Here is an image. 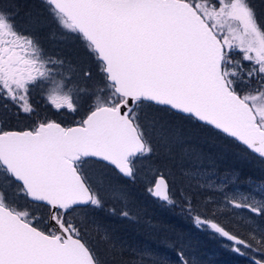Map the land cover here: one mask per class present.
<instances>
[{"label": "snow or ice", "instance_id": "6c2138e0", "mask_svg": "<svg viewBox=\"0 0 264 264\" xmlns=\"http://www.w3.org/2000/svg\"><path fill=\"white\" fill-rule=\"evenodd\" d=\"M39 6L21 15L18 0H0V264H125L106 219L134 217L110 206L127 201L111 174L135 180L153 158L164 170H151L148 195L264 264V230L246 239L202 210L212 185L194 147L215 137L264 164V0ZM44 39L83 58L72 65ZM35 92L70 119L42 114ZM252 191L262 198L226 205L264 216V182ZM175 264H191L183 248Z\"/></svg>", "mask_w": 264, "mask_h": 264}, {"label": "trees", "instance_id": "16d2710c", "mask_svg": "<svg viewBox=\"0 0 264 264\" xmlns=\"http://www.w3.org/2000/svg\"><path fill=\"white\" fill-rule=\"evenodd\" d=\"M217 140L219 139L215 137H209L207 142L214 145L217 144V149L219 151L216 157L217 162L220 163L222 167L225 166L224 168L231 174L235 175L237 180H240L241 183H244L246 180L251 178L254 180H264L263 171L260 169V167H264V164H261L257 158H254L250 155L245 157L244 154L241 153V156L245 157L246 159L244 161V159L240 156L239 149L233 147L230 144H228V147L225 149L224 146H221L217 142ZM222 142L225 145L227 144L224 141ZM202 167L204 170H206L210 168L211 165H209L207 162H204ZM219 173L222 175V170H219ZM217 194H219V192ZM146 198L151 200L150 196ZM206 198L207 197H205L203 201ZM208 199L212 200L214 197L210 196ZM151 201L155 204L157 203L159 206L163 205L154 200ZM127 208L131 209V212L129 213L132 217H134V219L129 220L120 218L119 216L112 218H119L122 220L119 223L118 228V231L120 232L115 230V233L125 244L124 249L128 247V250L124 251L125 257L123 255L124 261H127L126 263H128V261L132 258L134 261L136 259L139 260V257H136V251H139L142 249V247H145L148 250L147 253H149L150 257L159 253L161 255L167 256L169 258L168 260H171L172 263L176 262V253L181 248H183L185 254L188 253L189 257L191 258V264H194L195 262H198L199 264H219L220 261L222 264H225L228 262L227 256L230 255V252L226 249L222 250L224 246L221 244L217 245L218 238L208 236V231L200 232L198 230L196 233H193V230L189 224H187L185 221H179L178 219H171L169 214L164 213L162 209L159 212H157V209H151L156 213V215H154L152 212H141L131 204L130 199L127 203ZM206 213L209 216H212L211 211H207ZM160 214L162 216H160ZM212 218L216 219L222 224H224L226 221V217L222 218L220 215H214ZM108 220L110 219L108 218ZM185 226L187 231H185ZM228 229L243 236L246 239L249 237H246L249 231L245 227H235L232 226L231 223L228 225ZM129 234L131 236H128ZM192 235H194L195 238H191ZM123 238L125 239L123 240ZM192 247H195L196 250H194ZM208 254L210 256H208ZM221 255H223L222 258L220 257ZM239 260L240 264L245 262L250 264V260L245 256L239 257ZM141 262L142 264H146L147 260L145 256H143ZM237 264H239V261Z\"/></svg>", "mask_w": 264, "mask_h": 264}, {"label": "rangeland", "instance_id": "374dc122", "mask_svg": "<svg viewBox=\"0 0 264 264\" xmlns=\"http://www.w3.org/2000/svg\"><path fill=\"white\" fill-rule=\"evenodd\" d=\"M20 3V7H21V15H23V12L27 11V10H33V11H38L40 10V6H39V0H18ZM26 2V4H25ZM33 3V4H31ZM26 7H23L25 6ZM53 42L56 43L58 45V48L55 47V50L57 51L58 54H56L58 57L64 58L66 61H68L70 64L75 65L76 63H78L82 58H83V53L82 50L80 49L79 45L73 42H68L66 44H60L57 42V40H52V39H44V42L49 43ZM52 47H54V45H52ZM35 97V98H34ZM43 95L40 92H35L33 93V103L36 105V103H38V101H40V99H42ZM40 112L44 115H47L49 118L51 119H55L58 121H68L70 119V116L67 114L66 116H60L57 113L59 112H52V113H47V111H44L43 109H40ZM217 142L221 145L224 146V148L226 149L228 147V144H224L222 141L217 140ZM214 145V144H212ZM210 144H208V142H205L204 140H197L194 142V147H197L199 150H201L205 156L207 157V159H205L202 163V165L204 164V162H207L209 165H215L217 162V144H215V147L212 146ZM219 146V145H218ZM227 154V151H226ZM241 156V153H240ZM242 157V156H241ZM244 159V161L246 160L245 157H242ZM140 167V172L137 176V178L135 180H130V179H125L122 178L119 175H116L115 173L111 174V179L114 185H116L117 187L123 189L126 193H127V201L126 202H110V206L115 207L117 209V211H119L120 209H124V210H130V208H127V203L129 201V199L131 200V204L136 208L139 209L141 212L145 211L147 213L152 212L154 213V215H156V213L151 210V209H157V212H159L161 209L163 210L164 213L169 214V217H171V219H178L179 221L182 222H186L188 221L190 224H192L193 226H195L192 222V220L187 217L184 213L181 212V209L179 207V205H177L176 207H172V206H166V205H162L159 206L157 203L155 204L154 202H152L151 200L152 197L150 195H148L146 188L150 185V182L152 181V179L154 178L152 175V171L155 168L160 167L161 170H164L162 168V166L156 161L155 158L153 159H146L144 161L141 162V164L139 165ZM261 171L264 172V167L261 168ZM174 171H178V165L173 169ZM165 175L167 176L168 173L167 171H165ZM226 178L230 177L225 176ZM207 180H210V177L207 176ZM217 181H219L221 183V189H218L217 192H219V194L213 196L214 199L209 200L207 197L205 200H208L209 203L207 204L206 207H203V199L206 196L207 193L206 190H211L210 188H206V189H202L201 190V194L199 196V200L202 202V210L204 212L209 211L208 208H211V212L215 213V215H220L222 218L226 217V220L231 218L232 221L234 222H238V223H243L244 226L241 227H246L249 231V233L246 235L249 236V234H254V235H260L261 231L264 230L263 227V223H264V218L263 216H256L255 214L251 213L250 211L244 210V209H234V208H230L226 205L224 196L227 195L228 197H232L233 195H235L236 193H243L245 195L248 194H252L255 195L257 200H260L262 198V196L260 194H257L255 192L252 191L253 186L251 185V188H249V184L247 186H244L245 191H242L241 189H237V188H231L230 187V182L228 184H226L224 181L220 180V179H216ZM217 181H213L212 183L216 184ZM252 182V181H251ZM250 182V184H251ZM228 190H225L226 188H228ZM248 189V190H247ZM150 196L151 200L147 199L146 197ZM177 199H179V194L177 193ZM204 200V201H205ZM157 202V201H156ZM160 203V202H159ZM134 208V210H135ZM210 212V211H209ZM160 216H162L160 214ZM122 218V217H120ZM263 218V219H262ZM110 220H108V218L106 219V223L115 230L118 231L119 228V223L122 221L119 218H109ZM240 227V228H241ZM204 231V230H201ZM120 232V231H118ZM176 235V234H174ZM208 236H212L214 237L211 233H207ZM191 238H195L194 235L191 236ZM219 239V238H218ZM224 244H227L228 242L226 240L223 241ZM194 250H196L195 247H192ZM128 247L126 249H124L123 251H127ZM148 250L145 247H142V249H140L139 251H136L137 256L139 257V260L136 259L135 261L133 260V258L131 260L128 261V263H126L127 261H124L125 264H142L141 259L143 258V256H145L147 262L146 264H161L162 261H168L170 262V264H175L172 263L171 260H168L169 258L165 255H161L159 253L152 255L151 257L149 256V253H147ZM125 253V252H124ZM208 256H210L208 254ZM241 256V255H239ZM246 256V255H245ZM125 257V254H124ZM222 258V257H221ZM124 260V259H123ZM219 261V260H218ZM219 264H222V262L220 261ZM233 264H237L234 263ZM243 264H248V262H245Z\"/></svg>", "mask_w": 264, "mask_h": 264}, {"label": "bare ground", "instance_id": "6f19581e", "mask_svg": "<svg viewBox=\"0 0 264 264\" xmlns=\"http://www.w3.org/2000/svg\"><path fill=\"white\" fill-rule=\"evenodd\" d=\"M18 3H20L19 1H18ZM25 4H26V2H25ZM31 4H33V3H31ZM23 7H26V5L25 6H23ZM44 44H45V47H46V49H47V51L50 53V54H52V55H54V56H57L56 54H58L57 53V51L55 50V47H57L58 48V45L56 44V43H53V42H50L49 41V43H47V42H44ZM52 45H54V47H52ZM58 57V56H57ZM62 57V56H61ZM35 98V97H34ZM36 106L38 107V108H40V109H43L44 111H47V113H52V112H54L55 110L51 107V106H49L47 103H46V101L44 100V98L42 97V99H40V101H38V103H36ZM56 112V111H55ZM208 144H210V145H212L211 143H209L208 142ZM212 146H214L215 147V145H212ZM217 149V148H216ZM217 153V155H218V149H217V151H216ZM224 166V165H223ZM225 167V166H224ZM224 167H222L221 166V164L220 163H218V162H216V164L215 165H211V167L210 168H208V169H206L207 171V176H209L210 177V180L208 181L207 180V182H208V184H210V185H212V187H209L211 190H206V192L205 193H207L206 194V196L205 197H210V196H214V195H217V190L218 189H221L220 187H221V183L219 182V181H217L216 179H220V180H222V181H224L226 184H228L229 182H230V187L231 188H237V189H241L242 191H245V189H244V186H247L248 184V186H249V188H251V185H255V184H259V183H261V182H264V180L262 179H256V180H254V179H248V180H246L244 183H241L240 182V180H237V178L235 177V175H233V174H231L230 172H228V170H226ZM218 169V170H217ZM219 170H222V175L219 173ZM230 176V177H228V178H226L225 176ZM263 177H264V172H263ZM126 179V178H125ZM213 181H217L216 182V184H214V183H212ZM252 181V182H251ZM250 182H251V184H250ZM229 189V187L228 188H226L225 190H228ZM248 190V189H247ZM204 197V198H205ZM152 199H154V198H152ZM154 201H157V200H155L154 199ZM158 202V201H157ZM209 209V208H208ZM129 212H131V209L130 210H128ZM209 212V211H208ZM115 217H118V216H115ZM108 218H114V217H108ZM263 218H264V216H263ZM262 218V219H263ZM186 223L187 224H189L190 225V227L192 228V230H193V233H196V231H200V232H204V231H201V229H198L196 226H193L192 224H190L188 221H186ZM232 223V226H235V227H241V224H242V226H244L243 225V223L241 222V223H238V222H234V221H232L231 220V218H229V219H227L226 221H225V223L223 224L225 227H227L228 228V225H230ZM263 225V227H264V223L262 224ZM185 228V231H187V228H186V226L184 227ZM246 228V227H245ZM128 236H131L130 234L128 235ZM130 238V237H129ZM121 239V238H120ZM125 238H123V240H124ZM224 240L223 239H221V238H219L218 239V243H217V245H219V244H221V245H225L224 244V242H223ZM228 250V248H226L225 246H224V248L222 249V250ZM229 251V250H228ZM223 252V251H222ZM230 252V255H228L227 256V261L228 262H226L225 264H233V262L234 263H238V261H239V264H240V260H239V257H243V256H239L238 254H236V253H234V252H231V251H229ZM221 254H223V253H221ZM232 255H233V257H232ZM186 256H188L189 257V255H188V253H186ZM220 257H223V255H221ZM246 258H248L249 259V257L248 256H245ZM190 258V257H189ZM191 259V258H190ZM250 260V259H249ZM194 264H199L198 262L196 263H194ZM250 264H251V260H250Z\"/></svg>", "mask_w": 264, "mask_h": 264}, {"label": "flooded vegetation", "instance_id": "af4514ba", "mask_svg": "<svg viewBox=\"0 0 264 264\" xmlns=\"http://www.w3.org/2000/svg\"><path fill=\"white\" fill-rule=\"evenodd\" d=\"M55 110V109H54ZM55 112V111H54ZM57 113V112H56ZM58 115H60V116H66L68 113H66V112H64V111H61V112H59V113H57Z\"/></svg>", "mask_w": 264, "mask_h": 264}, {"label": "water", "instance_id": "95a60500", "mask_svg": "<svg viewBox=\"0 0 264 264\" xmlns=\"http://www.w3.org/2000/svg\"><path fill=\"white\" fill-rule=\"evenodd\" d=\"M123 178H125V177H123ZM126 179H128V178H126Z\"/></svg>", "mask_w": 264, "mask_h": 264}]
</instances>
